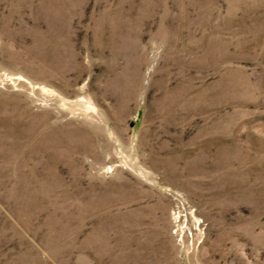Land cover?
Wrapping results in <instances>:
<instances>
[{"label":"rangeland","instance_id":"obj_1","mask_svg":"<svg viewBox=\"0 0 264 264\" xmlns=\"http://www.w3.org/2000/svg\"><path fill=\"white\" fill-rule=\"evenodd\" d=\"M0 264H264V0H0Z\"/></svg>","mask_w":264,"mask_h":264}]
</instances>
